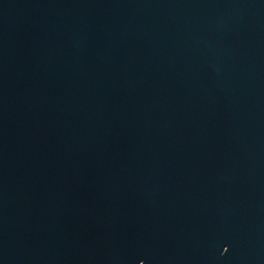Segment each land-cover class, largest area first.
<instances>
[{
  "label": "water",
  "instance_id": "water-1",
  "mask_svg": "<svg viewBox=\"0 0 264 264\" xmlns=\"http://www.w3.org/2000/svg\"><path fill=\"white\" fill-rule=\"evenodd\" d=\"M0 264H264V0H0Z\"/></svg>",
  "mask_w": 264,
  "mask_h": 264
}]
</instances>
